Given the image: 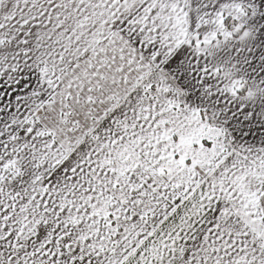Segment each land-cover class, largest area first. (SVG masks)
I'll return each instance as SVG.
<instances>
[{
  "label": "snow or ice",
  "instance_id": "1",
  "mask_svg": "<svg viewBox=\"0 0 264 264\" xmlns=\"http://www.w3.org/2000/svg\"><path fill=\"white\" fill-rule=\"evenodd\" d=\"M0 264H264V0H0Z\"/></svg>",
  "mask_w": 264,
  "mask_h": 264
}]
</instances>
